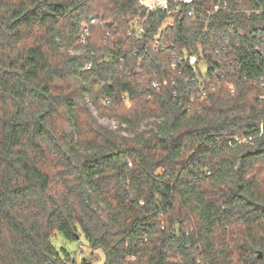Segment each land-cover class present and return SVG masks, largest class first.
<instances>
[{"label": "trees", "instance_id": "16d2710c", "mask_svg": "<svg viewBox=\"0 0 264 264\" xmlns=\"http://www.w3.org/2000/svg\"><path fill=\"white\" fill-rule=\"evenodd\" d=\"M226 2L136 38V0H0V264H264L263 2Z\"/></svg>", "mask_w": 264, "mask_h": 264}, {"label": "built area", "instance_id": "2783aa9c", "mask_svg": "<svg viewBox=\"0 0 264 264\" xmlns=\"http://www.w3.org/2000/svg\"><path fill=\"white\" fill-rule=\"evenodd\" d=\"M136 1L138 5L145 12V18L141 23H139V25L136 24L137 23L136 21L134 22L135 26L134 29L131 31V34H133L136 38L143 37L144 31L147 28V24L143 22L145 21L148 15L153 14L155 12H161L165 16V19L170 21L175 18L183 17L185 16V14L192 16V20L203 23L204 32L208 31L209 21L216 12L220 10L231 12L226 0H213V6L211 7V9L207 10L206 13L203 15V18L200 19L195 17L194 14L196 12L195 5L198 0H136ZM262 2H263V10H264V0H262ZM233 12H237V11H233ZM247 14H249V12H247ZM91 20L94 21L95 19H91ZM233 25H234L233 23H229V25L227 26L229 33H232ZM84 31H87V28H84ZM83 40H84V36H82L81 41ZM153 43L155 45V49H159L158 40H154ZM188 63L190 65H194L196 63V57L189 56ZM172 66H175V64L173 63ZM153 85H155V83H153Z\"/></svg>", "mask_w": 264, "mask_h": 264}, {"label": "rangeland", "instance_id": "374dc122", "mask_svg": "<svg viewBox=\"0 0 264 264\" xmlns=\"http://www.w3.org/2000/svg\"><path fill=\"white\" fill-rule=\"evenodd\" d=\"M200 65H202V68H204L202 63H200ZM90 109L101 124L108 128L115 127L116 122L113 119L107 118L105 116L100 117L93 107L90 106ZM50 240L59 252L62 253V251L65 250L70 259L73 260L75 264H80V261L83 258L91 259L94 264L103 263V256L101 251L91 249L83 234L80 235L79 239L70 240L65 238L59 232H55L51 236Z\"/></svg>", "mask_w": 264, "mask_h": 264}, {"label": "water", "instance_id": "95a60500", "mask_svg": "<svg viewBox=\"0 0 264 264\" xmlns=\"http://www.w3.org/2000/svg\"><path fill=\"white\" fill-rule=\"evenodd\" d=\"M259 257H261V252H259Z\"/></svg>", "mask_w": 264, "mask_h": 264}]
</instances>
